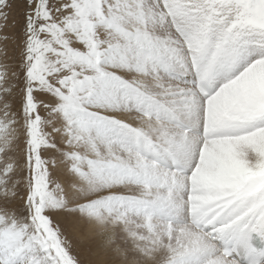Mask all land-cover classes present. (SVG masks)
<instances>
[{
  "label": "snow or ice",
  "instance_id": "obj_1",
  "mask_svg": "<svg viewBox=\"0 0 264 264\" xmlns=\"http://www.w3.org/2000/svg\"><path fill=\"white\" fill-rule=\"evenodd\" d=\"M0 46V264H264V0H0Z\"/></svg>",
  "mask_w": 264,
  "mask_h": 264
},
{
  "label": "rangeland",
  "instance_id": "obj_2",
  "mask_svg": "<svg viewBox=\"0 0 264 264\" xmlns=\"http://www.w3.org/2000/svg\"><path fill=\"white\" fill-rule=\"evenodd\" d=\"M3 56V46H0V58H2ZM49 155V154H46ZM90 247V243L88 241H83L80 245H79V252L82 256V258L87 255L88 252V248Z\"/></svg>",
  "mask_w": 264,
  "mask_h": 264
}]
</instances>
